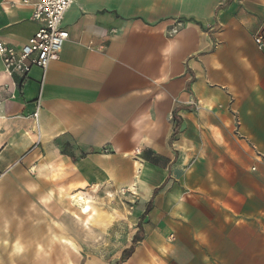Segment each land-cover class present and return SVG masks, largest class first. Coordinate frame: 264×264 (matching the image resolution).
Segmentation results:
<instances>
[{"label": "crops", "instance_id": "1", "mask_svg": "<svg viewBox=\"0 0 264 264\" xmlns=\"http://www.w3.org/2000/svg\"><path fill=\"white\" fill-rule=\"evenodd\" d=\"M31 16L0 0V40ZM62 29L44 77L0 59V264H264V0H77Z\"/></svg>", "mask_w": 264, "mask_h": 264}, {"label": "built area", "instance_id": "2", "mask_svg": "<svg viewBox=\"0 0 264 264\" xmlns=\"http://www.w3.org/2000/svg\"><path fill=\"white\" fill-rule=\"evenodd\" d=\"M11 6L21 5L32 8L31 20L40 25L30 44L15 48L0 40V59L4 70L11 76H18L23 84L33 68H38L45 76L51 62L58 60L69 33L62 29L68 10L77 0H2ZM261 49L263 38L255 37ZM40 104L37 105V112Z\"/></svg>", "mask_w": 264, "mask_h": 264}, {"label": "trees", "instance_id": "3", "mask_svg": "<svg viewBox=\"0 0 264 264\" xmlns=\"http://www.w3.org/2000/svg\"><path fill=\"white\" fill-rule=\"evenodd\" d=\"M141 231L138 233V235L136 236V238L134 239V244H136L138 241H140V236H141ZM134 252V247H131L128 250H125L122 254V259H126L128 257H130L132 255V253Z\"/></svg>", "mask_w": 264, "mask_h": 264}, {"label": "bare ground", "instance_id": "4", "mask_svg": "<svg viewBox=\"0 0 264 264\" xmlns=\"http://www.w3.org/2000/svg\"><path fill=\"white\" fill-rule=\"evenodd\" d=\"M78 200V199H77ZM82 200V199H81ZM86 203V202H85ZM80 204V203H79ZM81 205V204H80ZM82 207V206H81ZM83 212L85 213V214H89L90 213V207H89V205H86V206H84L83 207Z\"/></svg>", "mask_w": 264, "mask_h": 264}]
</instances>
